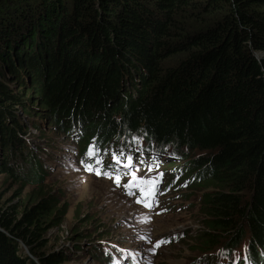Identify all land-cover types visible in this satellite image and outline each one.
Listing matches in <instances>:
<instances>
[{"label":"trees","instance_id":"trees-1","mask_svg":"<svg viewBox=\"0 0 264 264\" xmlns=\"http://www.w3.org/2000/svg\"><path fill=\"white\" fill-rule=\"evenodd\" d=\"M30 128H52L79 161L99 145L105 171L124 148L134 168L159 166L165 195L200 193L185 264H264V0H0V175L39 191L0 207V264H63L71 249L47 237L59 199L40 192L52 167ZM70 233L76 253L86 234Z\"/></svg>","mask_w":264,"mask_h":264},{"label":"rangeland","instance_id":"rangeland-1","mask_svg":"<svg viewBox=\"0 0 264 264\" xmlns=\"http://www.w3.org/2000/svg\"><path fill=\"white\" fill-rule=\"evenodd\" d=\"M30 132L31 140L40 143L43 148L41 157L47 166L54 169L51 168L47 178L52 185L40 192L49 194L53 191L52 196L59 199L56 205L59 211L55 212L58 218L56 217L55 222L62 217L48 230L47 237L48 246L53 251L63 249L67 252L71 249L68 251L69 259L63 264H104L102 258L100 263L98 259L90 256L92 252L101 256L95 248L103 244L116 250L122 260H128L132 256L139 261L142 259V264H146V260L150 264H185L191 260L193 252L190 246L194 243L190 242L186 246L177 241V245L172 244L162 250L158 247L157 253L153 254V241L161 235L174 232L181 234L188 228L191 233H195L198 225L194 222L201 220V215L198 211L199 205H191V202L200 193L185 197L175 190L161 199L163 206H169L166 214L159 216L155 207L147 209L146 212L143 204L135 205L122 196L126 195L122 186L116 187L106 178L87 174L80 161L64 148L66 143L61 141V137L52 128L47 129L44 135L38 129ZM144 173L141 171L140 176H144ZM36 192L39 191L33 185H22L7 174L0 175V207L8 202L25 204ZM73 229L86 234L83 249L76 253L72 252L73 237L70 236V231ZM240 248L245 253L246 241ZM230 261L234 262L231 256L225 262Z\"/></svg>","mask_w":264,"mask_h":264},{"label":"snow or ice","instance_id":"snow-or-ice-1","mask_svg":"<svg viewBox=\"0 0 264 264\" xmlns=\"http://www.w3.org/2000/svg\"><path fill=\"white\" fill-rule=\"evenodd\" d=\"M97 137H93V140H96ZM141 137H132L133 144H139ZM142 152L141 149H138ZM101 151L99 145L97 144H89L86 152L85 157L90 158L89 160L81 159L80 164L83 165L85 171H92L96 175H103L106 178L112 179L113 183L117 187H123L125 190V194L132 196L133 189L138 190L139 196L136 197L137 203H142L144 207H151V198L155 195L156 189L161 182V178L163 173H157L155 175H144L138 176L137 171L133 170V154L122 148L119 151V155L116 152L112 153V159L115 162L116 168H110V170L105 171L99 165L102 163V159L99 157L98 153ZM146 161L138 160V164H145ZM157 166L159 161L154 162ZM153 170V163H148L147 172L151 173ZM127 175L130 178L122 183L123 177ZM163 241H157L153 247V251L156 247H159ZM220 255H224L223 250H221Z\"/></svg>","mask_w":264,"mask_h":264},{"label":"water","instance_id":"water-1","mask_svg":"<svg viewBox=\"0 0 264 264\" xmlns=\"http://www.w3.org/2000/svg\"><path fill=\"white\" fill-rule=\"evenodd\" d=\"M20 244H21V246L24 248V251L26 252V254L30 255L31 257H33V258L38 262L37 258H35V257L30 253V250L28 249V247H27L22 241H20Z\"/></svg>","mask_w":264,"mask_h":264},{"label":"clouds","instance_id":"clouds-1","mask_svg":"<svg viewBox=\"0 0 264 264\" xmlns=\"http://www.w3.org/2000/svg\"><path fill=\"white\" fill-rule=\"evenodd\" d=\"M37 137H38V134H37ZM35 143V142H34ZM37 144H39V143H37Z\"/></svg>","mask_w":264,"mask_h":264}]
</instances>
